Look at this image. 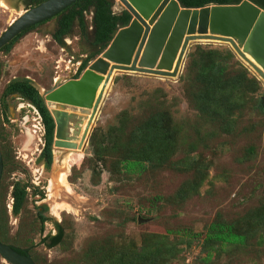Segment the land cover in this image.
I'll return each mask as SVG.
<instances>
[{
	"label": "rangeland",
	"instance_id": "obj_1",
	"mask_svg": "<svg viewBox=\"0 0 264 264\" xmlns=\"http://www.w3.org/2000/svg\"><path fill=\"white\" fill-rule=\"evenodd\" d=\"M2 1L7 4L0 5V35L33 6L22 0ZM113 2V8L124 10L118 0ZM83 16L85 39L74 24L57 44L52 39L57 29V18H53L25 33L8 53L0 52V149L6 161L12 158L7 166L15 168L2 173L0 211H6L2 237L7 242H0L23 247L40 264H127L137 254L131 250H139L157 236L177 253L173 260L162 255L160 264H264V225L259 224H264L260 219L264 213V113L254 110L257 102L264 107V85L225 44H192L177 78L116 73L105 90L85 149L73 152L65 166L56 162L68 151L55 149L52 143V163L46 168L40 157L44 130L36 110L17 96L3 99L2 93L8 82L21 79L44 98L45 92L78 79L79 64L100 52L89 65L104 51L91 45L90 14ZM197 48L216 51V63L230 72L227 80L244 70L243 75L260 88L253 91L240 80V89L230 90L222 81V98L215 100L209 92L200 100L203 85L186 72L188 56ZM227 52L232 56L227 57ZM230 107L227 114L211 120L216 110ZM151 131L162 132L167 142L177 139L178 151L169 159L149 162L145 158L146 167L139 175L125 173L120 162L132 150L141 152ZM251 148L254 156L250 158ZM192 157L199 165L191 169L185 163L195 162ZM80 158L88 161L73 167ZM196 176L203 179L200 185L192 184ZM16 182L30 186L29 202L18 216L11 211ZM36 190L43 199L39 193L32 195ZM41 217L46 219L43 225ZM216 219L249 230L252 241L247 248L252 252L237 249L201 260L207 226ZM0 264L8 263L0 256Z\"/></svg>",
	"mask_w": 264,
	"mask_h": 264
},
{
	"label": "water",
	"instance_id": "obj_2",
	"mask_svg": "<svg viewBox=\"0 0 264 264\" xmlns=\"http://www.w3.org/2000/svg\"><path fill=\"white\" fill-rule=\"evenodd\" d=\"M78 1L46 0L29 8L2 32L0 50L22 32ZM118 1L131 17L128 25L116 32L78 79L44 94L45 106L54 121L55 148L71 152L85 149L114 73L177 78L192 44L229 46L264 85V9L251 0L202 8H186L178 0ZM2 173L0 152V183ZM0 256L8 264H35L28 254H20L1 242Z\"/></svg>",
	"mask_w": 264,
	"mask_h": 264
},
{
	"label": "trees",
	"instance_id": "obj_3",
	"mask_svg": "<svg viewBox=\"0 0 264 264\" xmlns=\"http://www.w3.org/2000/svg\"><path fill=\"white\" fill-rule=\"evenodd\" d=\"M33 2L41 3L45 0H32ZM242 0H178V2L186 7V8H202L207 5H229V4H239ZM256 5L262 7L264 9V0H251ZM113 0H80L73 5L66 8L63 12H61L56 18L57 20V29L52 35V39L57 43L61 44L63 39L68 35L71 28L74 24H76L79 28L80 35L83 36L85 39L87 37L86 34V24L84 21V12L88 11L89 9H92L93 11V17L90 23L91 28V45L93 47H99V50H104L116 32L128 25L130 21V15L122 10L119 11L118 14L113 13ZM25 34V32H22L17 37H15L11 42H9L6 46H4L0 52L8 53L13 45ZM100 52L93 53L90 56L87 57V59L82 63L80 67V71H82L87 63L92 60L96 55H98ZM196 56V58H194ZM227 57H231L232 54L230 52L226 53ZM190 60L187 62L186 65V72L188 74H193L195 82H198L199 84H202L201 93L199 94L200 100H205L206 95L209 92L214 93V99L218 100L219 98H222V92L220 91V85L222 81L227 83L230 87V90L240 89V86L242 85L240 83V80L245 81L249 86H251V89L254 91L258 90L260 88V85L257 81L251 79L248 80L246 75L243 73H246L244 70L241 71V75L239 72H237V76L230 77L231 80H227L226 75H229L230 72H228L225 67L220 66L216 63V51L215 52H204L200 50V48H197L195 52L189 54L188 56ZM213 58V62H212ZM2 69V63L0 62V72ZM188 69V70H187ZM80 73V72H79ZM78 73V75H79ZM224 87V86H223ZM9 96H17L24 101L31 104L39 113L42 125L44 127V147L41 153L42 157L41 159H45L46 161V168H48L52 163V155H51V146L53 143V132H54V121L47 110L45 103L43 99L40 97L38 91L30 85V83L27 80H12L8 82V84L4 87L2 98L5 99ZM195 97V95H194ZM238 98V95H237ZM196 99L198 100V96L196 95ZM215 100H209L208 102L212 101L215 102ZM202 107V105H199ZM256 107V108H255ZM193 108H195V105H193ZM259 114L264 113V107L263 104L260 102H257L254 104V110ZM231 111L230 108H223L222 110H216L214 116L212 115V121H215L216 115H222L224 113H228ZM218 120V119H217ZM156 130H159L158 128H155ZM149 133V131H148ZM147 135V134H145ZM144 138V137H143ZM146 143L142 142L141 146V152L137 151L135 152L132 150L129 152L130 157H124L122 161L120 162L123 165V171L127 174H137L139 175L142 171H144L145 167L144 162L145 158L147 161L152 160H161V159H169L172 157L177 151V139L173 138L167 142V138H165V135L159 132H153L151 131L148 135V138H144L143 140ZM165 141V142H164ZM167 142V147L164 145ZM165 143V144H164ZM164 146V147H163ZM117 147V146H116ZM114 149V146L112 147ZM116 149V148H115ZM144 151V152H142ZM248 151V149H247ZM1 152V149H0ZM253 148L250 149L248 156L251 158V156H254ZM190 154L187 153V156ZM1 157L3 161L5 172L12 171V166L8 167L7 165L11 164L9 161L5 160L3 152H1ZM196 159V160H195ZM85 160L88 161V158H80L77 162L73 164V167L75 166H81ZM192 160L195 162H190L187 160L185 164H189L191 169L195 167V164L199 165L197 162V158L192 157ZM9 163V164H8ZM184 164V165H185ZM183 165V166H184ZM3 175V174H2ZM198 175L204 178V174L201 170H198ZM196 178L194 179V185H200L203 181L202 178ZM2 180V179H1ZM192 185V187L194 186ZM27 187H30L29 184H21L20 182H16L14 184L13 190L11 192V211L14 216H18L23 210H25V207H27V204L29 202L30 195L27 192ZM38 190L34 191L32 195H38L36 193L40 194V198L43 199V193L37 192ZM183 191V190H182ZM4 196L2 195V185L0 183V206L1 201L3 200ZM264 200V198H263ZM4 217H6V211H0V241L1 242H7L4 241V238L2 237V232H4ZM260 219L264 221V213L262 216H260ZM46 221L45 218H40V223L43 225V223ZM264 225L263 223H259ZM251 232L249 230H240L236 228L234 225L230 224H224L220 219H216L211 224L207 226V231L205 234L204 244L202 248V253L205 255L203 259L204 262L210 261L213 257H219L222 253H228L233 252L234 250L240 249L241 251H244L245 254H248L247 251L250 250L252 252V249H248L247 245L251 244ZM59 237L53 238V245L57 244ZM166 241L163 237H155L153 238V242H146L139 250L134 249L131 250L132 253L134 251H137V254L132 259H129L131 261H128L127 264H160V261H163L162 258L164 255L170 256L173 260L176 258L177 253L174 249V246L172 245H166ZM260 243V242H258ZM9 246L13 247L18 253L20 254H28L25 253L23 247H19L17 245H11ZM30 246V244H29ZM28 247V246H26ZM163 247L165 250H163ZM130 251V252H131ZM175 251V253H174ZM31 255V253H30ZM163 255V256H162ZM141 257L143 259L138 260V257ZM33 259H36L32 256ZM120 260V259H119ZM123 260V259H121ZM159 260V261H157ZM166 260V259H165ZM35 264H40L38 261H33ZM119 264H125L124 262H120Z\"/></svg>",
	"mask_w": 264,
	"mask_h": 264
},
{
	"label": "flooded vegetation",
	"instance_id": "obj_4",
	"mask_svg": "<svg viewBox=\"0 0 264 264\" xmlns=\"http://www.w3.org/2000/svg\"><path fill=\"white\" fill-rule=\"evenodd\" d=\"M23 2H25V3H29V4H32L33 6H36V5H38V4H40V3H36V2H33L32 0H22ZM46 1V0H45ZM42 3V2H41ZM33 6H31V7H33ZM31 7H29V8H31ZM87 12H89V14H90V12L92 13V17H93V11H92V9H89L88 11H85L84 12V14H86ZM59 15V14H58ZM57 15V16H58ZM53 18H56V16L55 17H53ZM53 18H51V19H53ZM51 19H49V20H51ZM49 20H46V21H44V22H42V23H39V24H37V25H35V26H33V27H31V28H29L28 30H26V31H24L25 33H27V32H29V31H31V30H34V29H36L38 26H40L41 24H43V23H46V22H48ZM57 20H58V17H57ZM87 59V58H86ZM85 59V60H86ZM84 60V61H85ZM83 61V62H84ZM83 62H81L80 64H79V66H78V68H77V72H76V78H79L80 77V75H82V73L87 69V66H88V63H87V65H86V67L82 70V71H80V67H81V65H82V63ZM80 72V73H79ZM78 73H79V75H78ZM40 95V94H39ZM40 97L42 98V96L40 95ZM43 99V101H44V98H42ZM44 103H45V101H44ZM34 108V107H33ZM35 109V108H34ZM36 110V109H35ZM36 112L38 113V111L36 110ZM39 114V113H38ZM40 116V115H39ZM41 118V117H40ZM41 123H42V120H41ZM43 126V125H42ZM43 130H44V127H43Z\"/></svg>",
	"mask_w": 264,
	"mask_h": 264
},
{
	"label": "bare ground",
	"instance_id": "obj_5",
	"mask_svg": "<svg viewBox=\"0 0 264 264\" xmlns=\"http://www.w3.org/2000/svg\"><path fill=\"white\" fill-rule=\"evenodd\" d=\"M6 4L7 3L5 1L0 0V5L1 6L6 7ZM245 66H247V65H245ZM250 70H253V69L250 68ZM252 72L255 74L254 70ZM114 74H116V73H114ZM55 149H59V150L65 151V149H63V148H55ZM79 151H81V149L80 150H75L73 152H79ZM73 152L68 151L67 154L66 153H63L64 155L62 157H60V159H58V162H56V163H60L62 161L63 164L66 166L67 164H69V162H70V156L73 154Z\"/></svg>",
	"mask_w": 264,
	"mask_h": 264
},
{
	"label": "crops",
	"instance_id": "obj_6",
	"mask_svg": "<svg viewBox=\"0 0 264 264\" xmlns=\"http://www.w3.org/2000/svg\"><path fill=\"white\" fill-rule=\"evenodd\" d=\"M119 11H121V10H117V7L113 8V13H114V14H118Z\"/></svg>",
	"mask_w": 264,
	"mask_h": 264
},
{
	"label": "built area",
	"instance_id": "obj_7",
	"mask_svg": "<svg viewBox=\"0 0 264 264\" xmlns=\"http://www.w3.org/2000/svg\"><path fill=\"white\" fill-rule=\"evenodd\" d=\"M92 20V13L90 12V21ZM91 29V28H90ZM36 114L38 115V117H39V119H40V121H41V118H40V116H39V114L36 112Z\"/></svg>",
	"mask_w": 264,
	"mask_h": 264
}]
</instances>
